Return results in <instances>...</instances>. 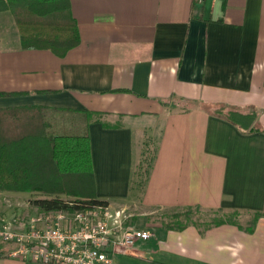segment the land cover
Here are the masks:
<instances>
[{
	"label": "crops",
	"instance_id": "obj_1",
	"mask_svg": "<svg viewBox=\"0 0 264 264\" xmlns=\"http://www.w3.org/2000/svg\"><path fill=\"white\" fill-rule=\"evenodd\" d=\"M70 9L80 43L62 57L22 48L12 13L0 11V108L72 110L57 112L75 119L64 133L89 135L97 198L136 211L134 224L151 231L113 263L264 264V0H71ZM217 105L254 108L262 130L242 131L212 113ZM146 138L154 151L139 188ZM186 207L253 219L203 232L142 219ZM0 264L47 263L3 246Z\"/></svg>",
	"mask_w": 264,
	"mask_h": 264
},
{
	"label": "trees",
	"instance_id": "obj_2",
	"mask_svg": "<svg viewBox=\"0 0 264 264\" xmlns=\"http://www.w3.org/2000/svg\"><path fill=\"white\" fill-rule=\"evenodd\" d=\"M71 0H0V11H10L16 22L22 48L47 49L59 57L80 43ZM2 95V94H1ZM45 106L23 105L0 108V190L39 192L45 197L31 200L40 213L73 211L107 206L95 193L86 130L82 134H51ZM72 111L51 108V111ZM212 113L236 125L244 132L262 130L254 108L241 109L217 105ZM87 119L98 114L85 112ZM95 115V116H94ZM61 195H65L66 199ZM199 207L183 208L163 225L181 230L188 225L200 232L213 225L235 223L216 218L201 228L191 214ZM233 212L231 215H235ZM250 228V227H247Z\"/></svg>",
	"mask_w": 264,
	"mask_h": 264
},
{
	"label": "built area",
	"instance_id": "obj_3",
	"mask_svg": "<svg viewBox=\"0 0 264 264\" xmlns=\"http://www.w3.org/2000/svg\"><path fill=\"white\" fill-rule=\"evenodd\" d=\"M125 208L93 206L41 213L19 230L0 219V239L13 244L9 254L47 264H114L113 255L147 241L151 233L135 225Z\"/></svg>",
	"mask_w": 264,
	"mask_h": 264
},
{
	"label": "rangeland",
	"instance_id": "obj_4",
	"mask_svg": "<svg viewBox=\"0 0 264 264\" xmlns=\"http://www.w3.org/2000/svg\"><path fill=\"white\" fill-rule=\"evenodd\" d=\"M64 116L65 115L61 112H46V119L48 118L47 120L51 126L50 130L47 132L51 134L64 133L63 130L67 129V127L64 125V121H67L68 119V117ZM68 120L73 122L75 121V119L73 118H70ZM72 126H74V124ZM70 129L74 130L73 127ZM153 151L154 145L148 140V138H146L145 141L142 142V144L140 145V149H137L136 151V162L134 164V185L139 188L141 187V184L147 174L150 162L152 160ZM43 197H45V195L39 192L0 190V213L3 215H5L6 213L10 214L9 216L6 215L5 221L12 223V226H14V228L16 227L15 229L19 230L21 227L23 228L22 224H25L30 217L33 218L41 214L39 210L31 204V200ZM61 197L66 199L65 195H61ZM131 212L133 213L132 221L134 223L136 221V218L140 217V215L138 216L136 214V211L131 210ZM182 212H184L183 208L152 210V212L148 214L147 218L146 216H142V219L145 221V225L147 223V227H150V225L160 222L164 223L165 221L171 220L174 215ZM3 215H0V219H3ZM219 217L223 219L227 218L230 220H235L245 226H247L253 219L251 214L237 212L235 215H231L224 213L221 210L219 211L213 209L194 210L193 208V214H191L192 220L197 221L201 228L204 227L205 224L211 223L213 220ZM146 229L150 231L148 228ZM3 246H5V249L7 251H10L13 247V244L4 242L0 239V247Z\"/></svg>",
	"mask_w": 264,
	"mask_h": 264
}]
</instances>
